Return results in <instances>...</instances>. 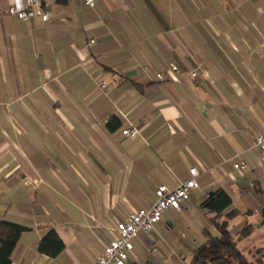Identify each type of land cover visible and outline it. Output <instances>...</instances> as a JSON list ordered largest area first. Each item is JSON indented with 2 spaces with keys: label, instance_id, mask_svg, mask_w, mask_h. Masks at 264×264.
Masks as SVG:
<instances>
[{
  "label": "crops",
  "instance_id": "0c3cea01",
  "mask_svg": "<svg viewBox=\"0 0 264 264\" xmlns=\"http://www.w3.org/2000/svg\"><path fill=\"white\" fill-rule=\"evenodd\" d=\"M22 1L0 0V104L27 108L19 118L28 126L20 142L13 127L0 125V218L27 228L10 264H93L119 220L149 207L158 186L188 179L191 167L199 187L181 210L163 214L202 209L220 188L231 199L227 210L238 211L229 223L262 216L264 159L254 139L264 129V3L231 5L241 20L253 15L240 49L224 12L210 20L190 0H95L94 7L50 0L46 22L2 12ZM146 65L148 74L140 70ZM130 126L139 129L135 138L121 133ZM237 160L245 172L233 168ZM51 164L92 171L96 212L36 210ZM214 216L205 211L209 221ZM49 228L65 245L55 258L37 250ZM145 239L134 237L127 264L138 263L135 249ZM194 249L155 261L191 264Z\"/></svg>",
  "mask_w": 264,
  "mask_h": 264
},
{
  "label": "rangeland",
  "instance_id": "374dc122",
  "mask_svg": "<svg viewBox=\"0 0 264 264\" xmlns=\"http://www.w3.org/2000/svg\"><path fill=\"white\" fill-rule=\"evenodd\" d=\"M195 7L200 11L205 12L210 20L215 18L225 17L221 13L224 12L227 19H230L232 25V32H234L235 39L238 40L236 44L240 49L243 46L244 39H250L244 33L248 29L253 28V15H245V19L241 20L237 11L231 9L233 4H246L258 6L263 4L264 0H190ZM222 4V5H220ZM241 11V10H240ZM197 12V11H196ZM239 34V35H238ZM246 51V50H245ZM28 99L23 100L26 103ZM19 106H6L0 104V125L7 129L13 127L12 133L20 142H24L27 136V123L19 118L21 113H25L26 109L23 106L22 111L18 110ZM0 140L2 138L0 137ZM10 145L11 139H5ZM49 170V181L45 188L48 192L45 194L43 202L37 203L36 210L42 209L46 215L50 214L52 217L56 213H72L77 210H86L87 212H96L98 197L92 193L91 172L90 170L75 169L72 166L61 167L60 165L51 164ZM101 173V172H100ZM83 177V180L81 179ZM2 188V187H0ZM33 196L39 195L40 191ZM32 196V197H33ZM36 199V197H34ZM205 209L188 208L182 214L165 213L162 215L161 221L154 226V228L147 233L149 239L139 244L135 249L138 258V264L152 261L158 264L155 260L162 259L164 256L168 258L173 254H183L186 256L187 249L193 246L198 247L204 242L202 235L203 228H207L211 233L216 234V229L213 221L205 218ZM257 219V220H256ZM241 218L237 217L230 222V226L236 224ZM250 220L254 223L252 233L237 242L238 250L244 257L254 264L264 263V226H261L262 216L260 211L256 217H251ZM143 234H141L142 236ZM146 235V234H145ZM171 253V254H169ZM174 257L170 260L173 261ZM187 258V257H186ZM161 264V263H160ZM230 264H235L231 260Z\"/></svg>",
  "mask_w": 264,
  "mask_h": 264
},
{
  "label": "built area",
  "instance_id": "2783aa9c",
  "mask_svg": "<svg viewBox=\"0 0 264 264\" xmlns=\"http://www.w3.org/2000/svg\"><path fill=\"white\" fill-rule=\"evenodd\" d=\"M49 1L23 0L19 4L14 3L3 8L2 12L21 21L38 18L46 22L50 18V10L47 7ZM84 3L89 7H94L95 0H84ZM94 42V39H89L88 45H92ZM169 69L171 72L178 71L177 66L173 63L169 65ZM140 70L147 74L151 72L150 67L147 65L140 67ZM196 75V71L191 73L192 77ZM154 76L158 80L164 79L162 73H155ZM98 86L102 90H106V85L103 82H98ZM121 133L124 137L135 138L139 133V129L130 126L122 129ZM254 144L258 147L260 156L264 159V129L255 137ZM233 168L243 173L246 171L247 165L244 161L237 160L233 162ZM189 175L190 177L184 181L178 180L172 188L166 185L158 186L155 190V201L149 207L132 210L125 219L119 220L111 228L112 238L105 245L103 251L96 256L93 264H127L129 253L133 249L134 237L140 232H150L154 225L161 220L166 209L181 210L184 202L188 200L191 190L199 187L197 168L191 167Z\"/></svg>",
  "mask_w": 264,
  "mask_h": 264
},
{
  "label": "trees",
  "instance_id": "16d2710c",
  "mask_svg": "<svg viewBox=\"0 0 264 264\" xmlns=\"http://www.w3.org/2000/svg\"><path fill=\"white\" fill-rule=\"evenodd\" d=\"M116 122L117 118L111 117L107 121L106 126L109 129H113ZM230 205L231 199L229 195L220 188L213 191L211 195L206 196L201 201L200 207L202 209L215 214L212 220L216 234L211 233L207 228H203L202 235L205 239L202 244L192 251L191 264H230L231 260L235 264H254L248 261L237 247L238 240L249 236L254 229V225L243 222L230 226L229 221L238 215V211L234 209L227 210ZM224 212L225 215L221 217V214ZM261 226H264V224L262 223ZM26 229L21 224L0 218V264L11 263L12 253L21 234ZM64 247L63 241L52 228L47 229L41 235L37 244L38 252L49 258L58 256L64 250ZM143 264L151 263L147 261Z\"/></svg>",
  "mask_w": 264,
  "mask_h": 264
},
{
  "label": "water",
  "instance_id": "95a60500",
  "mask_svg": "<svg viewBox=\"0 0 264 264\" xmlns=\"http://www.w3.org/2000/svg\"><path fill=\"white\" fill-rule=\"evenodd\" d=\"M211 194H212V192H209L208 195H211ZM262 223L264 224V204H263V207H262ZM262 223H261V225H262Z\"/></svg>",
  "mask_w": 264,
  "mask_h": 264
}]
</instances>
